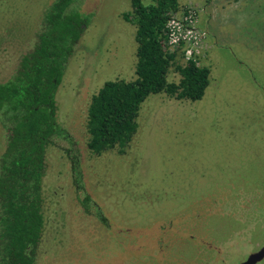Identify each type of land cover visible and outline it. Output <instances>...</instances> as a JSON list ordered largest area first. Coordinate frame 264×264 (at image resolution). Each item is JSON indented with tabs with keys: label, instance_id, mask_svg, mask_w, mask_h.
I'll return each instance as SVG.
<instances>
[{
	"label": "rangeland",
	"instance_id": "obj_1",
	"mask_svg": "<svg viewBox=\"0 0 264 264\" xmlns=\"http://www.w3.org/2000/svg\"><path fill=\"white\" fill-rule=\"evenodd\" d=\"M52 1L0 0V82L32 49ZM178 2L195 37L178 63L193 56L209 69L203 96L149 95L125 151L94 154L87 107L105 81L135 77L136 28L123 18L130 0L76 1L90 23L55 93L56 120L76 142L90 208L56 139L35 264H239L264 242V0ZM178 79L171 66L168 80ZM5 139L0 125V155Z\"/></svg>",
	"mask_w": 264,
	"mask_h": 264
},
{
	"label": "trees",
	"instance_id": "obj_2",
	"mask_svg": "<svg viewBox=\"0 0 264 264\" xmlns=\"http://www.w3.org/2000/svg\"><path fill=\"white\" fill-rule=\"evenodd\" d=\"M77 0H53L43 13L36 41L19 60L18 68L0 82V125L6 132L0 155V264H35L41 239L42 181L45 154L56 139L66 142L74 189L89 211L80 158L70 132L56 120L55 93L77 42L90 23V14ZM123 18L136 28L135 77L105 81L87 107L86 146L94 154L123 153L138 128L141 106L151 94L176 99H200L209 84V69L193 57L178 63L179 43L170 49L167 24L179 10L178 0H130ZM183 54V53H182ZM173 66L177 82L168 80ZM95 205L99 219L101 210Z\"/></svg>",
	"mask_w": 264,
	"mask_h": 264
},
{
	"label": "built area",
	"instance_id": "obj_3",
	"mask_svg": "<svg viewBox=\"0 0 264 264\" xmlns=\"http://www.w3.org/2000/svg\"><path fill=\"white\" fill-rule=\"evenodd\" d=\"M187 21V25L185 26ZM189 15L185 16V20H178L176 16H174L171 20H169L167 24L168 29V42L170 49L176 47L179 43H192L195 39L193 35V29L189 25ZM185 22V23H184ZM185 26V27H184ZM189 53V50H186Z\"/></svg>",
	"mask_w": 264,
	"mask_h": 264
},
{
	"label": "water",
	"instance_id": "obj_4",
	"mask_svg": "<svg viewBox=\"0 0 264 264\" xmlns=\"http://www.w3.org/2000/svg\"><path fill=\"white\" fill-rule=\"evenodd\" d=\"M264 256V246L258 251L249 254L246 259L239 264H254Z\"/></svg>",
	"mask_w": 264,
	"mask_h": 264
},
{
	"label": "flooded vegetation",
	"instance_id": "obj_5",
	"mask_svg": "<svg viewBox=\"0 0 264 264\" xmlns=\"http://www.w3.org/2000/svg\"><path fill=\"white\" fill-rule=\"evenodd\" d=\"M263 246H264V242H263L258 248H256V249L253 250L252 252L248 253V254L246 255V257H247L249 254L258 251V250H259L260 248H262ZM246 257H245L242 261H244V260L246 259ZM263 260H264V256H263L259 261H257V262L254 263V264H258L259 262H262ZM242 261H241V262H242ZM239 263H240V262H239Z\"/></svg>",
	"mask_w": 264,
	"mask_h": 264
}]
</instances>
